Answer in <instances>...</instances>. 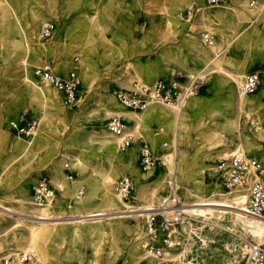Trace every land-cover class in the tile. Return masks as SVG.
<instances>
[{"label":"rangeland","instance_id":"obj_1","mask_svg":"<svg viewBox=\"0 0 264 264\" xmlns=\"http://www.w3.org/2000/svg\"><path fill=\"white\" fill-rule=\"evenodd\" d=\"M19 1L23 11V18L25 17L29 21L31 19V22L35 25L33 28L34 39L38 37V32L44 22L52 20L55 23V30L51 37L42 41L48 45L46 53L40 51L38 57L32 54L28 63L29 73L34 76L32 73L33 68L43 60L48 59L52 63L53 71L61 77H65L68 75L73 64H75L76 77L78 80L75 91L76 100L73 105H66L62 95H59V100L61 106L66 110H76L78 107V104H76L77 96H80L79 89L83 85V95L85 98V105L83 106L84 113L78 118V122L74 124L73 121L68 118L63 124L59 123L57 125V132L48 135L47 143L40 149L41 154L45 153V151L52 150L54 156L63 155L60 164L57 165V169L61 179L64 181L65 193L63 195L60 194V191L54 186L50 177L43 173L44 171L41 169L43 165L38 167L34 162H30L28 168L31 178V184L29 185L30 196H32V188L35 184L39 181H44L53 189L52 198H60L62 201V210H60L58 215H67L72 210H75L74 198L76 190L78 186H80L82 188V193L80 195L83 196L85 192V183L83 180H77L75 187L72 188L69 179L66 177L63 164L64 162L69 163L74 173L73 179H77V170L73 169L71 164L73 156L70 155L75 153V148L79 141L84 143L86 149H83L91 159L89 170L90 167L99 168L104 162L102 159V151L97 147L98 141L93 135L95 128L104 125L106 120L110 117L106 118L93 112L92 109L96 104L97 93L100 84L104 82L106 83V89L114 98V90L130 89L134 83L138 85V81L134 78H132L130 87L121 85V80L117 79L119 77L123 78L125 75L132 76L135 69L140 71L147 79V81H144L147 85L139 84L138 86H148L156 79L189 84L200 71L202 72L201 74L203 77L200 79L201 84L199 91L194 94V97L198 99V107L191 112L192 117L188 122V135L179 132L177 135L178 139L174 142L172 139L173 137L170 135L172 132L167 130L166 133L165 130H163L162 136L156 135L154 131L158 129L159 123L155 120H148L141 124L140 131L143 138L148 142L155 157L162 160V155L173 150L172 148H174L176 144L177 151L182 152L189 160L193 161L191 168L193 172L192 179L194 181L199 182L200 185H205V183L213 184L215 181H218L226 188L221 182L218 174V177H216L205 170L200 173L198 169L203 163V166H206V168L211 164L216 163L218 165L219 160V158L212 159L210 157H205L207 149L219 143L211 144L212 142H216L217 139L211 137V140L205 141L197 132L196 125L198 123V113L203 111L204 113H214L213 116L207 119L206 124L209 122L215 124L219 120H224L231 116L234 109L232 102L229 101L228 95L231 84L229 77L223 73L215 74V72H210L208 75H205V71L202 68L206 62L204 59L206 57H208V59L210 58L213 49L203 41L201 32L209 29L208 31H211L215 35L213 45L216 50L221 51L218 62L222 61L226 52L230 54V59L233 63L244 59L253 60V62H251V71L258 72L259 84L254 92L249 94L246 93V96L250 99L257 97V105H255V108H249V113L251 119L259 116L260 123L264 128V91L261 90V84L264 82V22H262V18L264 20L262 16L264 11L256 15L257 17H254L255 11L249 12L246 14V18L239 20L234 10L229 6L226 5L224 8L222 6H217L218 4L212 6L208 4L204 5L202 3L203 0L192 2L191 6L189 5V3H191L189 0H183L179 5H174L168 0H140L139 4L133 3L132 0H124V2L120 4V10L116 4L111 3L109 0ZM162 1L169 6L170 9L168 8V10L173 14L182 13V18H179L177 23L172 25L164 22L153 24L150 23L151 21L147 20L145 11L146 13L157 11L162 7ZM222 1L220 4L223 3ZM246 1L249 3L250 0ZM254 2L255 5H260L262 0H254ZM200 6H206L204 10L211 15L206 21L207 28L202 26V24H195V18L198 16L197 12L195 14V8ZM218 9H220V11H218ZM190 10L191 12H189ZM33 14L35 17L32 18L31 16ZM186 18L188 21L185 20ZM92 24H96V28L93 29V31L91 30ZM6 27L13 28L12 17L10 15L4 17L3 23L0 21V98L13 93V80L16 79V75H18L21 69L20 66L18 67L19 63H16L8 67L9 69L7 70V40L10 34ZM24 28L28 30L26 26H24ZM14 31H16V29L10 33ZM239 31H242V33L237 36ZM19 38H21V36L18 34V37L15 39ZM197 38L198 42L196 40ZM194 44L195 46H193ZM22 47L23 43L20 41V51L19 55H16L17 58L21 55ZM82 49L85 50L87 54L86 61L92 64L90 68L91 73L85 80L82 78V57L79 52ZM57 57L61 60L59 66L56 65ZM258 61H262L263 65L260 66ZM251 71H246L244 75ZM19 114L29 118L33 117L38 120L37 114L32 109L21 106L15 110L13 115L8 116L7 121L10 133L22 140H27L28 137L14 132L9 124L10 119L14 117L13 119L15 120ZM123 121L126 124V121ZM244 122L245 124L242 126V128H244L243 132L251 137L255 125L249 124L250 121L248 118H245ZM203 124L204 123L200 124V126ZM42 127L43 120L40 125V128ZM164 140L167 141L166 147L162 146V141ZM225 143L230 144L231 142L227 138ZM259 144L262 154L264 155V135L259 140ZM132 146H134L135 163L142 169L139 161L138 147L137 145ZM4 151L5 150L2 148V138L0 137V160L7 161L11 156L17 154L19 149L7 152L6 156L3 155ZM64 151L67 154H62ZM247 155L259 159L252 154ZM259 160L264 163V159ZM37 169L38 171L36 173L35 170ZM142 170L146 175L140 179H137L135 173L130 170H126L123 175H131L134 187H136L140 181L150 184L164 173V164H158L152 169ZM171 176H173V174L167 175L166 180L163 182L161 195L165 191L166 182ZM19 179V176L15 175L8 181L0 182V204L9 208V210L0 208V226L6 225L9 229L7 233L0 229V237H6L5 239L8 245L0 249V252H5L8 250V247L14 248L16 240H20L22 233L25 232L26 224L36 221V218L33 216L35 213L32 210L17 205L14 201L13 197L17 194L16 187ZM174 179L179 188L181 200L185 202L186 198L182 194L181 181L178 178L176 180L175 177ZM134 193L133 191L132 196ZM87 209L89 208L79 207L78 210L85 213ZM226 209L233 210L234 208L226 207ZM136 212L137 211H131L128 212V214H134ZM66 218V216H63L62 220H66ZM125 218L128 225H134L136 223L133 216L129 215ZM185 219H189L196 226L200 225V222L195 218L186 217ZM223 221L230 224L226 218ZM71 226L72 225L67 222H61L55 227L41 229L42 232L45 233V236L40 242L46 247L48 255V260H46L45 264H93V248L102 238L99 230L94 228L98 225L91 221H86L84 226L79 228L81 233L78 237H73V228ZM140 227L141 218L139 219L138 232L132 236V241H134L135 237L140 235ZM215 227L216 228L209 229L208 226H203L202 232L200 231V233L206 236V245L198 246L200 241H198V238H195L197 242L193 243L192 245L194 246L191 247V250L185 253L194 256L198 264H201L199 260L202 258H205L208 264H223V258L232 257L233 253L239 249L242 241L249 243L258 242L253 238L249 230H243L238 227L233 228L232 226L229 227V230L221 228L220 226ZM175 236H177L180 244L170 251L178 249L183 243L190 242L185 226H183L182 223H178ZM260 244L264 247V243ZM19 250L20 249L17 251ZM101 255L102 259L100 260V264H124L123 250H115L113 255L110 256L109 262H106L105 250L102 251ZM243 255L244 253L239 258L238 264L241 263ZM179 263V261H176L174 264Z\"/></svg>","mask_w":264,"mask_h":264},{"label":"bare ground","instance_id":"obj_2","mask_svg":"<svg viewBox=\"0 0 264 264\" xmlns=\"http://www.w3.org/2000/svg\"><path fill=\"white\" fill-rule=\"evenodd\" d=\"M109 1L116 4L119 10L121 8L120 4L124 2V0ZM163 1L162 7L157 11H151L149 13L145 11L147 20L151 21L150 23L153 24L158 22H164L170 25L177 23V20L182 18V13L173 14L168 10L169 6ZM168 1H171L174 5H179L183 0ZM189 1L191 2L189 3L191 6L192 2L196 0ZM132 2L139 4L140 0H132ZM222 2V4H220V2L210 4L203 0L202 3L210 6L218 4L217 6H222L224 8L227 5L234 10L239 20L246 18V14L249 12L255 11V17L260 12L264 11V0H262L260 5H255L254 0L252 4L250 1L247 3L246 0H223ZM205 7L206 6L194 7L195 14L196 12L198 13V16L195 18V24H202V26L207 28L206 21L211 15L204 10ZM218 11H220V9H218ZM189 12H191V10ZM22 14L23 11L19 0H0V21L3 23L4 17L10 15L13 24L12 29L6 27L10 34L7 40V70L9 69L8 67L16 63H19L18 67L20 66L21 68L18 75H16V79L13 80V93L9 95L5 93L7 96H2L0 98V137L2 138V148L5 150L3 155L6 156L7 152L19 149L17 154L11 156L7 161L0 160V182L8 181L15 175L19 176L20 179L16 187L17 194L13 197L14 201L17 205L32 210L35 213L33 216L36 218V221L26 224V229L25 232L22 233L21 239L16 240L14 248L8 247V250L5 252H0L1 258L12 255L17 256L20 252H30L32 257L27 264H45L46 260H48V255L46 247L40 242L45 236V233H43L41 229L55 227L61 222H67L72 225L73 237L79 236L81 233L79 228L84 226L86 221H91L98 225L94 228L99 230L102 238L93 248V264H100V260L102 259L101 254L104 250L106 253V262H109L110 256L113 255L115 250H123L124 264H174L176 261H179V264H183V260L187 255L185 253L191 250V247L194 246L192 245L193 243L197 242L195 238H198V241H200L198 246L206 245V236L200 233V231L202 232L203 226H208L209 229L220 226L228 230L229 227L232 226L233 228L238 227L243 230H249L254 239L260 243H264V213L254 215L245 211V202L247 201L246 187L238 186L234 189H226L218 181H215L213 184L205 183V185H200L199 182L192 179L193 172L191 164L193 161L189 160L182 152L177 151L176 144L174 148H172L173 150L162 155L164 173L150 184H146L142 181L139 183L137 182V186L134 187V195L130 199L122 198L116 187L118 178L123 176L126 170L133 171L137 179L143 178L146 174L135 163L134 146L129 147L126 151L123 150L125 153L121 152L118 146L120 137L109 131L106 124L95 128L93 135L98 141L97 147L102 151V159L104 161L99 168L90 167V170L88 169L91 164V159L86 151H84L83 148L86 149V147L82 141L78 142L75 153L70 155L73 156L71 159L72 167L77 170V179L69 180L70 186L74 188L77 180H83L85 183L84 195L75 196L74 198L75 210H72L67 215H58L60 210H62V201L60 198L55 199L52 198V196L41 203L36 202L32 196L29 195V185L31 184L30 171L28 170L29 164L30 162H34L38 167L43 165L41 167L44 171L43 173L50 177L54 186L60 191V194L63 195L65 193L64 181L61 179L57 169V165L60 164L63 155L54 156L52 150L45 151V153L41 154L40 149L47 143L48 135L57 132V125L59 123L63 124L68 118L71 119L74 124L78 122V118L84 113L83 106L85 105V98L83 95V85L79 89L80 96H77L76 104H78V107L76 110L68 111L61 106L59 100V95L63 97V92L61 93L62 90L46 82H40L34 73V68L36 66L32 70L34 76L29 73L28 63L32 54L38 57L40 51L46 53L48 45L42 42L46 39H41L39 37V32L38 37L34 39L33 28L35 25L31 22V19L29 21L25 17L23 18ZM262 16L264 17V13ZM31 17H35L34 14ZM185 20L188 21L187 18ZM262 22H264L263 18ZM45 23L46 22L43 24ZM24 26H26L28 30H25ZM91 26V30L93 31V29L96 28V24H92ZM15 29L16 31L10 33ZM241 33L242 31H239L237 36ZM18 34L21 38L15 39L18 37ZM196 40L198 42V38ZM20 41L23 43V47L21 55L17 58L16 55H19L20 51ZM193 46H195V44ZM208 46L213 49L212 55L209 59L208 57L204 59L206 62L202 68L205 71V75H208L210 72H215V74L223 73L229 77L231 84L228 95L229 101L232 102L234 109L231 116L224 120H219L215 124L210 122L206 124L207 119L213 116L214 113H204V111L198 113L197 125L199 126L196 125L197 132L205 141H209L211 137H214L217 140L211 144L219 143L207 149L205 157L220 159L230 152L239 151L245 156H248L247 154H252L263 160L264 155L262 154L259 140L264 135V128L260 123V117L257 116L251 119L249 113V108H255V105H257V97L250 99L241 89L243 75L246 71L252 70L251 62H253V60L244 59L233 63L231 62L230 54L226 52L222 61L218 62L221 51L216 50L213 44H208ZM82 50L79 52L82 57V78L85 80L91 73L90 68L92 64L86 61L87 54L85 50ZM258 63H260V66L263 65L262 61H258ZM60 64L61 60L57 57L56 65L59 66ZM74 65L75 64H73L71 70L68 72V75L70 72H74V74L77 75ZM201 73L200 71L195 77L201 79L203 77ZM68 75L62 78H67ZM132 78L138 81V85H147L146 82H144L147 81V79L136 69L132 76L125 75L123 78L119 77L117 79L121 80V85L130 87ZM154 81L155 80L148 86ZM138 85L134 83L131 88L145 87L143 85ZM185 85L187 84L182 83L179 86L184 87ZM261 90L264 91V82L261 84ZM115 98L106 89L105 82L100 84L97 99L95 101L96 104L92 110L94 113H98L106 118L117 117L121 121L125 120L126 124H124L125 122L123 121L124 132L133 137V145L137 146L138 137L142 135L140 125L148 120L158 121L159 127L156 131H159V133L157 135L162 136L163 130H165V133L166 130L172 132L170 135L173 137V142L177 141L179 132L188 135V122L192 117L191 112L198 107V99L194 97V94L189 96L182 106L179 103L165 104L150 100L148 105L144 108L126 106L117 98L115 100ZM21 106L32 109L37 114L39 120L37 129L27 140H22L16 135L11 134L8 127V116L13 115L15 110ZM20 115L21 114H19L17 118ZM13 118L14 117L11 119ZM245 118L249 119V124L255 125L251 137L243 132L244 128H242V126L245 124ZM42 120L43 127L40 128ZM199 123L204 124L200 126ZM227 138L231 142L230 144L225 143ZM62 154L65 155L67 153L64 151ZM203 165L198 167L200 173L205 170L216 177L220 176L219 168L216 163L209 165L207 168ZM35 171L37 173L38 169ZM169 174H173L176 180L178 178L181 181L182 194L186 200L183 202L182 207L184 214L179 224L182 223V225L185 226L190 242L183 243L178 249L165 252L161 257H155L144 250L139 236L135 237L134 241L131 239L132 236L138 232L139 219L144 210L155 208L159 203L162 197L161 190L163 188V182ZM79 188L81 187L78 186V189ZM79 207L89 209L85 210V213H82L78 210ZM226 207H232L234 209L229 210L226 209ZM0 208L9 210L7 206L1 204ZM131 211L137 212L128 214V212ZM129 215L135 218L136 223L134 225H128L126 223L125 217ZM63 216L67 217L66 220H62ZM186 217L197 219L200 225L196 226L189 219H185ZM225 218L228 219L230 224L223 221ZM0 229L1 231H5V233L9 230L6 225H1ZM5 238L6 237H0V249L8 246ZM258 242L255 243L262 246ZM248 245L249 242L242 241L239 249L233 253L232 257L223 258V264H238L239 258L245 253ZM18 249L20 250L17 251ZM199 263L208 264L205 258L199 260Z\"/></svg>","mask_w":264,"mask_h":264},{"label":"built area","instance_id":"obj_3","mask_svg":"<svg viewBox=\"0 0 264 264\" xmlns=\"http://www.w3.org/2000/svg\"><path fill=\"white\" fill-rule=\"evenodd\" d=\"M207 3L214 4L222 0H205ZM253 3V0H250ZM55 30V23L51 20L43 24L39 31L41 39L50 38ZM204 42L211 45L215 41V35L208 30L201 32ZM37 78L56 88L62 90L63 101L67 105H73L75 102V90L78 83L74 72H70L67 78H62L52 69V63L45 59L34 68ZM182 83L156 79L150 86L118 89L114 91L116 98L124 105L135 108H144L150 100L162 102L165 104L179 103L181 106L186 99L198 93L200 87V78H194L192 82L180 87ZM259 84V74L256 71L248 72L242 79L241 89L245 93H252ZM123 121L117 117H111L105 124L109 131L120 137L119 149L121 151L133 145L132 136L124 132ZM11 129L24 137L31 136L38 127L36 118H29L20 115L18 118L9 121ZM125 124V123H124ZM157 135L159 131H154ZM162 146L166 147L167 142L162 141ZM138 155L142 169H152L162 160L155 157L148 142L142 135L138 137ZM220 180L228 189H234L238 186H245L247 191V201L245 202V211L259 215L264 212V163L254 157L245 156L239 151H233L228 156L218 160ZM63 169L69 180L74 178L69 163L64 162ZM166 189L162 194L159 203L155 208L144 210L141 216V227L139 239L144 250L155 257H161L165 252L170 251L179 245L177 236H175L177 225L181 220L183 212V202L179 193V188L175 179L171 176L167 180ZM120 196L124 199L132 197L134 186L131 175L124 174L116 183ZM32 197L36 202H43L52 196L53 189L44 181H39L32 188ZM81 194L79 188L75 196ZM32 257L30 252H20L17 256H5L0 259L1 264H22L28 262ZM183 264H197L195 257L186 255ZM240 264H264V247L255 242H250Z\"/></svg>","mask_w":264,"mask_h":264},{"label":"crops","instance_id":"obj_4","mask_svg":"<svg viewBox=\"0 0 264 264\" xmlns=\"http://www.w3.org/2000/svg\"><path fill=\"white\" fill-rule=\"evenodd\" d=\"M49 21V20H48ZM52 21V20H51Z\"/></svg>","mask_w":264,"mask_h":264}]
</instances>
